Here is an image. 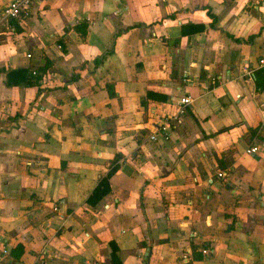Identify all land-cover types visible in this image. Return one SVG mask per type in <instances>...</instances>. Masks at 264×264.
<instances>
[{
	"label": "crops",
	"instance_id": "obj_1",
	"mask_svg": "<svg viewBox=\"0 0 264 264\" xmlns=\"http://www.w3.org/2000/svg\"><path fill=\"white\" fill-rule=\"evenodd\" d=\"M10 1L0 264H114L111 243L116 264H264V147L245 153L264 143V0H34L2 19ZM40 67L39 85L6 81ZM183 96L182 123L149 140Z\"/></svg>",
	"mask_w": 264,
	"mask_h": 264
},
{
	"label": "built area",
	"instance_id": "obj_2",
	"mask_svg": "<svg viewBox=\"0 0 264 264\" xmlns=\"http://www.w3.org/2000/svg\"><path fill=\"white\" fill-rule=\"evenodd\" d=\"M33 2L34 0H11L1 12V18L5 20L26 18L31 12V5ZM27 56L29 57L30 55L28 54ZM259 65L260 67L264 66V58L259 59ZM191 103L192 99L190 96L181 97L178 101L176 111L172 114L164 115L154 132L148 136V139L156 142L160 137L166 138L172 127H177L182 123L183 117L188 113ZM259 115L261 117V127L264 128V107L260 108ZM261 147H264V143L262 142L250 145L245 149V153L248 155H255L259 152ZM225 175L226 173H218L219 177ZM201 252L208 253V249H201ZM2 253L5 255L8 251L3 248Z\"/></svg>",
	"mask_w": 264,
	"mask_h": 264
},
{
	"label": "trees",
	"instance_id": "obj_3",
	"mask_svg": "<svg viewBox=\"0 0 264 264\" xmlns=\"http://www.w3.org/2000/svg\"><path fill=\"white\" fill-rule=\"evenodd\" d=\"M239 41V39H237ZM96 61H99V58L96 59ZM46 69L45 67L37 68L36 70L28 71L26 69H13L6 73V81L9 85L12 84H24V85H39L40 80L43 78V75L45 73ZM255 76V86L258 91H264V66L260 67L254 72ZM75 79V76L72 77V80ZM231 127H225L223 129H220V132L227 130ZM250 132L253 134L255 133L252 129H249ZM109 174L103 177L96 188L93 190V192L90 194V196L87 199V202L89 204H95L97 201H99L103 195L107 194L110 190L109 184H108ZM112 246V253L111 256L113 258V262L115 263V257H116V246L114 243H111ZM22 246L18 245L15 249L12 250V253L18 257L20 253L22 252ZM119 264V263H118Z\"/></svg>",
	"mask_w": 264,
	"mask_h": 264
}]
</instances>
